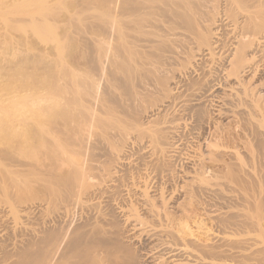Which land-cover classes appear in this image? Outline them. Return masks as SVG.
<instances>
[{
    "label": "bare ground",
    "instance_id": "bare-ground-1",
    "mask_svg": "<svg viewBox=\"0 0 264 264\" xmlns=\"http://www.w3.org/2000/svg\"><path fill=\"white\" fill-rule=\"evenodd\" d=\"M20 64V76L44 77L36 122L9 149L47 154L33 163L1 151L10 167L0 178L17 185L20 201L0 206V264H264L256 241L236 237L238 215L222 219L231 231L217 239L186 215L184 199L189 206L199 188L183 180L205 182L224 161L212 149L229 119L264 153V0H100V94L71 128L51 118L40 126L57 85L43 59ZM25 131L0 127L6 144ZM242 161L232 155L226 172ZM41 194L47 201H31Z\"/></svg>",
    "mask_w": 264,
    "mask_h": 264
},
{
    "label": "rangeland",
    "instance_id": "rangeland-1",
    "mask_svg": "<svg viewBox=\"0 0 264 264\" xmlns=\"http://www.w3.org/2000/svg\"><path fill=\"white\" fill-rule=\"evenodd\" d=\"M26 58L43 59L44 68H50L54 84L57 85L52 96L53 112L41 120L40 126L45 127L48 118L61 127L64 124L67 128L74 126V119L83 106L100 94V0H0V127L4 121H8L21 125L26 130L22 135L15 136L12 143L8 140L7 144V140L3 141L0 133V171L3 172H7L10 165L8 160L2 158L1 151L11 152L17 159L33 163L47 154L38 147L26 144L21 151L17 150L18 154L15 150H10L12 145H16L14 143L27 137L28 128L33 127V122H36L35 84L39 77H44L20 76L15 72L16 65L18 68ZM26 69L32 70L30 64ZM112 70L113 67L110 66L105 75H113L115 71ZM13 72L16 76H8ZM236 122V119L225 121L228 125L220 131L218 145L212 149V152L224 160L215 162L216 165L212 163V173L215 176H210L205 182L194 176V181V174L187 173V178L183 179L190 185H185L187 189L193 185L199 188L198 194L194 199L191 198L189 206L188 197L184 199L185 211L186 215L189 212V215H197L199 219H203L216 239L222 232L227 231L230 234L231 231V228L226 229L222 219L229 215H238L239 220L243 221V227L240 226L239 230L243 231L236 237L256 241L264 254V153L259 154L258 151L256 154L258 149L255 148L254 151V146L242 139L244 130ZM97 124V120L92 121L90 127L93 131L97 129ZM201 137L196 143L201 145L202 152L205 153L211 134L205 132ZM239 151L244 162L236 164V170L233 169L228 174L225 161H229ZM56 153L60 155L63 150L57 147ZM26 185L38 187L36 179L31 177ZM205 188H210V191H203ZM187 189L185 190L188 191ZM16 190L17 185L11 179L0 178L1 207L7 209L10 204H18L20 200L16 197ZM42 199L47 201V196L35 195L31 201L38 202ZM199 236H203L202 230Z\"/></svg>",
    "mask_w": 264,
    "mask_h": 264
}]
</instances>
